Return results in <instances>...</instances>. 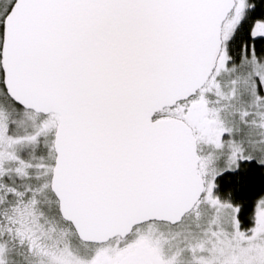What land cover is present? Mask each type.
Returning a JSON list of instances; mask_svg holds the SVG:
<instances>
[{"label": "snow or ice", "instance_id": "snow-or-ice-1", "mask_svg": "<svg viewBox=\"0 0 264 264\" xmlns=\"http://www.w3.org/2000/svg\"><path fill=\"white\" fill-rule=\"evenodd\" d=\"M0 264H264V0H0Z\"/></svg>", "mask_w": 264, "mask_h": 264}]
</instances>
